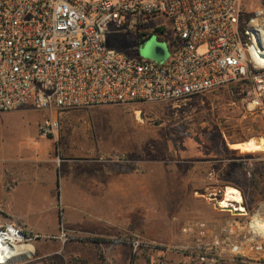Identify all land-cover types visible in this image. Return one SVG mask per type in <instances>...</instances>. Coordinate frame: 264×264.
<instances>
[{"label": "built area", "instance_id": "1", "mask_svg": "<svg viewBox=\"0 0 264 264\" xmlns=\"http://www.w3.org/2000/svg\"><path fill=\"white\" fill-rule=\"evenodd\" d=\"M253 16L248 22L242 0H0V112L34 105L48 115L39 132L50 137L60 132L65 110L164 104L229 88L241 89L243 104L264 125V64L253 57L249 30L253 20H264V7ZM161 18L170 26L151 28ZM157 28L166 31L153 34ZM119 32L137 36L136 55L108 45ZM153 35L169 49L162 63L140 55ZM106 161L130 163L123 153ZM253 235L242 246L232 241L231 251L257 261L243 250L264 252V233ZM0 237L34 240L1 218Z\"/></svg>", "mask_w": 264, "mask_h": 264}, {"label": "rangeland", "instance_id": "2", "mask_svg": "<svg viewBox=\"0 0 264 264\" xmlns=\"http://www.w3.org/2000/svg\"><path fill=\"white\" fill-rule=\"evenodd\" d=\"M261 7L264 0H242L248 22ZM160 24L170 26V20L156 19L151 28ZM108 45L136 55L138 38L122 32L111 33ZM242 95L241 89L222 88L178 102L60 112L64 132L75 128L88 130L90 145L96 149L103 144L107 149L125 153L130 164L151 163L153 211L148 208L138 214L123 213L116 227L109 221H97V225H105L106 236L64 229L60 234L35 232L30 243L33 255L10 264H256L234 254L230 249L233 240L229 237V226L251 222L264 205V151L249 153L231 147L237 142L264 138V125L243 104ZM19 109L29 111L36 119L48 116L32 104ZM24 118L29 115L25 113ZM5 121L0 115V143L8 153L20 140L41 148L48 144L45 139L37 140L32 126L21 123L8 126ZM79 148L86 151V141H81ZM66 160L82 159L72 154ZM140 168L145 171L143 166ZM229 187L240 191L247 217L216 207L215 203L223 199ZM194 198L201 201V221L187 225L184 218L193 215L186 209L195 205ZM64 201L58 199L56 211L61 228L67 216ZM86 219L89 220L88 215ZM91 239L106 242L93 243ZM242 240L239 235L240 246L245 244Z\"/></svg>", "mask_w": 264, "mask_h": 264}, {"label": "crops", "instance_id": "3", "mask_svg": "<svg viewBox=\"0 0 264 264\" xmlns=\"http://www.w3.org/2000/svg\"><path fill=\"white\" fill-rule=\"evenodd\" d=\"M25 113L29 115L28 119L24 118ZM0 115L6 120V125L21 123L32 126L37 140L48 141L41 148L20 140L9 149V153L0 143V215L3 222L13 223L30 235L35 232L60 234L64 229L106 236L105 225H97V221H109L116 227L117 222L122 221L120 215L123 213L138 214L148 208L153 211L154 173L151 163L106 161L111 155L122 152L107 149L103 144L96 149L95 145H90L92 140L88 130L75 128L64 132L61 125L58 134L44 137L39 132V125L47 117L43 119L44 115H38L36 119L29 111L20 109L0 112ZM83 140L88 146L86 151L79 148ZM72 154L82 160H66ZM142 166L144 172L139 169ZM59 198L65 200L67 209L64 228L60 227L56 216ZM194 203L186 209L193 215L192 218H184L187 225L201 221V201L194 198ZM261 210L257 214L264 220V205ZM247 233L254 234V237L258 235L250 222L229 226V237L233 242H238L239 235L245 239ZM243 250L249 252L252 259H257L256 264H264V252H254L250 245Z\"/></svg>", "mask_w": 264, "mask_h": 264}, {"label": "bare ground", "instance_id": "4", "mask_svg": "<svg viewBox=\"0 0 264 264\" xmlns=\"http://www.w3.org/2000/svg\"><path fill=\"white\" fill-rule=\"evenodd\" d=\"M249 30L253 36V57L258 63L264 64V20H253L249 26ZM231 147L233 149L245 150L249 153L263 152L264 142L260 139L252 138L245 142H240L236 145L234 144V146L232 145ZM217 203L218 208L221 210H232L233 212L237 211L241 214L239 216H244V212H246L242 205L243 199L240 191L233 187L227 188L224 192L223 199ZM259 216V214L254 215L251 224L260 234H263L264 220H262ZM33 253L34 248L31 245L9 243L0 237V264H10L16 261L28 259L33 255Z\"/></svg>", "mask_w": 264, "mask_h": 264}, {"label": "water", "instance_id": "5", "mask_svg": "<svg viewBox=\"0 0 264 264\" xmlns=\"http://www.w3.org/2000/svg\"><path fill=\"white\" fill-rule=\"evenodd\" d=\"M140 55L144 59H149L155 62L162 63L169 57V49L166 43L158 42L155 35L151 36L144 44L140 46ZM264 142V138H259ZM234 146V144H232ZM230 146V144H229ZM218 208V203H215ZM220 209V208H218ZM229 211V210H228Z\"/></svg>", "mask_w": 264, "mask_h": 264}, {"label": "trees", "instance_id": "6", "mask_svg": "<svg viewBox=\"0 0 264 264\" xmlns=\"http://www.w3.org/2000/svg\"><path fill=\"white\" fill-rule=\"evenodd\" d=\"M166 31L165 28H157L153 31V34H163L164 32ZM147 36L143 33V34H140L139 35V44H141L144 40V38H146ZM90 242H93V243H105L106 240L104 239H91Z\"/></svg>", "mask_w": 264, "mask_h": 264}]
</instances>
